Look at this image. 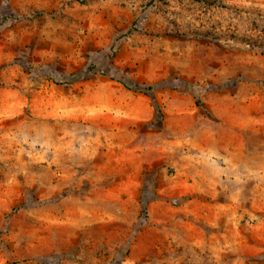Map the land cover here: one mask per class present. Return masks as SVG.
I'll list each match as a JSON object with an SVG mask.
<instances>
[{
  "label": "rangeland",
  "instance_id": "rangeland-1",
  "mask_svg": "<svg viewBox=\"0 0 264 264\" xmlns=\"http://www.w3.org/2000/svg\"><path fill=\"white\" fill-rule=\"evenodd\" d=\"M0 264H264V0H0Z\"/></svg>",
  "mask_w": 264,
  "mask_h": 264
},
{
  "label": "trees",
  "instance_id": "trees-1",
  "mask_svg": "<svg viewBox=\"0 0 264 264\" xmlns=\"http://www.w3.org/2000/svg\"><path fill=\"white\" fill-rule=\"evenodd\" d=\"M120 85H122L124 88H126V89H128V87L127 86H125L123 83H121V82H118Z\"/></svg>",
  "mask_w": 264,
  "mask_h": 264
}]
</instances>
